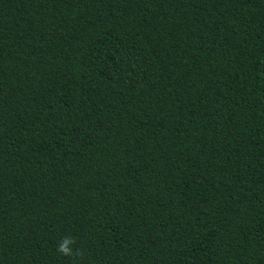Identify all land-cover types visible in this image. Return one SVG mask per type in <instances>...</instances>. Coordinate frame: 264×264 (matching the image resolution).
Masks as SVG:
<instances>
[{"label": "trees", "instance_id": "trees-1", "mask_svg": "<svg viewBox=\"0 0 264 264\" xmlns=\"http://www.w3.org/2000/svg\"><path fill=\"white\" fill-rule=\"evenodd\" d=\"M0 264H264V0H0Z\"/></svg>", "mask_w": 264, "mask_h": 264}, {"label": "clouds", "instance_id": "clouds-1", "mask_svg": "<svg viewBox=\"0 0 264 264\" xmlns=\"http://www.w3.org/2000/svg\"><path fill=\"white\" fill-rule=\"evenodd\" d=\"M77 241L75 237L66 236L62 238L61 242L57 246V253L64 257H77L83 256V250L80 248H74Z\"/></svg>", "mask_w": 264, "mask_h": 264}]
</instances>
